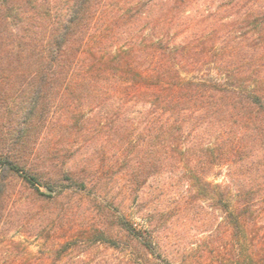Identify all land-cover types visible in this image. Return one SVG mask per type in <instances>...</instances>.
Instances as JSON below:
<instances>
[{"label":"trees","instance_id":"16d2710c","mask_svg":"<svg viewBox=\"0 0 264 264\" xmlns=\"http://www.w3.org/2000/svg\"><path fill=\"white\" fill-rule=\"evenodd\" d=\"M31 4L0 0V233L29 219L12 207L18 181L51 201L98 171L64 168L49 132L94 130L103 167L111 140L126 195L178 170L187 191L201 179L224 212L230 264H264V0ZM216 166L226 186L204 180ZM102 212L52 248L50 264L78 247L118 252V264H201L171 260L147 211L140 223Z\"/></svg>","mask_w":264,"mask_h":264},{"label":"rangeland","instance_id":"374dc122","mask_svg":"<svg viewBox=\"0 0 264 264\" xmlns=\"http://www.w3.org/2000/svg\"><path fill=\"white\" fill-rule=\"evenodd\" d=\"M58 1L60 0H32V4L39 7L50 5L54 9ZM37 16L43 18L45 15L38 13ZM56 129L49 132L47 141L58 140V161L62 162L64 168L79 172L88 162H92L94 167L98 165V171L87 178L85 187L78 186L76 190L56 194V198L51 201L39 198L33 189L18 181L14 186L15 207H12L19 213L28 210L30 216L25 220L26 227H17L13 223L8 231H1V264H50L52 248L64 240H69L72 232L82 231L90 218L95 221L102 220L99 214L103 210L108 211L112 218L118 211H122L136 223L141 222L138 216L147 211L155 223L154 227L158 230L163 246L167 248V254L175 262L188 259L201 264L232 263V257L227 251L230 241L227 239L229 228L224 212L215 208L216 199L203 184V180L197 179L192 190L187 191L184 189V179H188L189 175H183L178 170L173 177H149L139 195L128 196L123 192V179L116 173L117 167L112 165L111 140L104 142L107 145L105 164L108 166L103 167L100 159L102 154L94 153L93 150L96 145H100V141H104L100 140L97 131L93 130L90 137H86L84 134L68 135L66 130L59 132ZM85 140L88 143L85 144ZM66 145L69 146L68 150ZM104 168H108L106 173ZM225 172L226 166H216L204 180L210 184L226 186L228 182ZM67 183L66 181L65 184ZM39 189L44 190L42 187ZM226 200L232 204L230 193ZM258 212V224L264 230L263 201ZM57 214H60V218L63 217L57 219ZM120 260L121 254L118 252H87L82 247L72 250L62 258L67 264L76 261L82 262L81 264H118Z\"/></svg>","mask_w":264,"mask_h":264}]
</instances>
